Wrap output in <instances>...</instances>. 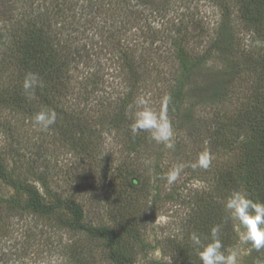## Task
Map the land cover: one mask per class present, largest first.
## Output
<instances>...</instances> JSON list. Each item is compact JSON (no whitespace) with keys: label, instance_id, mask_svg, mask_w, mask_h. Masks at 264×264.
<instances>
[{"label":"rangeland","instance_id":"1","mask_svg":"<svg viewBox=\"0 0 264 264\" xmlns=\"http://www.w3.org/2000/svg\"><path fill=\"white\" fill-rule=\"evenodd\" d=\"M104 1L90 2L97 5ZM154 1L161 2L168 8V14L164 19L152 13L151 19L154 27H157L155 43L152 44L153 37H150L155 34L154 32H147L148 36H139L135 39L139 55H145L147 51L151 52L145 56L147 64L153 68L154 73L160 72L161 76L149 82L145 89L138 92L137 97H146L149 105L159 111L161 99L167 94L165 90L168 83L166 82L171 79L175 71V62L172 59L166 61L163 58L169 55L168 49L164 50V47L170 38L168 34L172 25L183 21V25L189 31L188 39H191V46H199L198 51L202 53L224 18L230 16V20L236 25L238 21L234 0ZM47 6H49L48 0H0V156L8 169V175H12L15 180L19 179L36 185L46 203L53 202L55 196L77 201L82 205L85 221L90 225L116 229L117 221L129 222L128 227L134 226L135 237L125 236L124 247H120L133 259L134 264H202L197 255V249L190 240V235L195 232L204 243L206 239L196 229L200 215L190 214L192 205L188 200L193 191H201V188L208 184H210L208 188L212 189L213 178L203 175L210 170V167H216L221 162L225 166H230L235 157L229 152L224 154L216 152L218 150L206 148L211 145L208 140H204V143H195L192 137L194 134H199L201 130L209 133L210 128L207 126L213 125L217 108L198 103L209 97V89L222 82L223 75L219 69L222 67L223 55L212 57L188 82L185 107L190 106V112L180 113L179 117L169 116L174 129L173 143L181 144L180 147L186 149L188 157H180L178 163H174L176 159L169 157L170 154L174 155L173 149L171 150V147H167L164 143L156 142L147 132V138L142 141L138 152L143 165L142 178L135 176L136 178L119 179L115 173L112 174L114 177H111V174L107 177L106 168L104 167L103 171L94 168L92 166L94 160L87 155H94L102 149L104 157L110 156L111 161H108L107 167L115 168L118 160L126 156L124 150L122 151L117 144V139L125 140V135L123 136L121 131L115 133L108 132L106 129L101 130L99 140L102 141V148L98 149L101 146L87 147L90 154L77 155L71 153L70 148L61 145L54 131L55 124L47 130H42L33 122L35 115H29L21 108L14 106L19 104L20 101L17 98L25 91L23 83L26 72L19 63L18 56L23 54L19 45L24 43L34 29L42 27L41 21L46 18H50L52 23L50 27L53 30V39L51 40L61 51L65 52L63 49L72 43L79 48V50L74 49V53L77 54L76 60L80 63L77 66L73 65L67 72L70 83L65 93L67 100L65 103L69 102L67 105L72 106L76 111L78 108L89 110L91 106H104L113 98L118 99L124 92V84L120 86L123 78L113 77L114 72L118 74V68L114 70L117 63H111L110 60L117 62L119 60L117 57L112 58L114 48L108 44L112 38L105 37L102 40L98 35L101 32L93 37L94 32L87 27L79 28L76 32L74 24H69L71 29L69 27L61 29L57 23H61L62 20L67 23L71 20L72 13L66 12L64 16L51 11L46 14ZM111 7L115 11V5ZM116 8L118 9L116 12L120 11L114 14L117 18L126 16V13H123L126 8L121 10L124 8L122 4H118ZM137 9L136 13L132 14V24L127 25L131 26V30L127 35H121V32L116 31V39L132 40L134 33H138L140 27L145 25V19L151 13L142 12L141 14L139 12L144 8ZM34 18L37 22L35 25L32 24ZM41 32L43 33L42 30ZM236 33L243 48L242 42L248 43L251 38L239 27H236ZM107 35L113 37L112 31ZM91 42L103 44L100 43L101 45L99 44L91 51L96 55L91 56L90 65V62H86L79 56L84 54L83 48L88 49L91 46ZM144 47L145 53L141 51ZM157 48L159 53H156ZM58 53L61 55L60 52ZM262 58L263 54H260L259 60ZM243 77L248 78L250 75L244 74ZM99 79H103L106 83L101 84L103 81ZM250 83L254 87L257 82L250 79ZM244 88L245 81L240 77L230 88L232 101L224 103L219 108L220 115L227 110L230 112L241 110L252 102L249 99L250 94H243ZM200 90L202 91L199 96ZM82 92L89 95L90 104L87 106L85 96L81 95ZM134 107L138 110L136 104ZM192 113L195 116L194 119ZM138 135H141V132ZM114 136H117L116 140ZM204 148L211 154L212 161L210 167L202 169L206 171H201V167H194V165L199 155L204 152H200ZM197 152L200 154L198 155ZM130 154V158H133V153ZM159 164L164 168L169 166L167 171L175 165L182 164L184 167L179 178L169 184L166 178L155 179L153 173L155 167L160 166ZM187 170L195 171L192 174ZM144 175L148 188L139 184ZM209 180H211L210 183ZM130 182L138 186L135 188ZM111 183H113L110 195L112 203L109 205L105 200L108 193L105 195L104 189L108 188L109 191ZM43 184L46 188H43ZM209 192H212L213 196H218L214 188ZM4 200L10 202L11 206L8 204L2 207L5 211L10 209V213L0 212V216L5 214L0 217V264H112L101 243L91 240L85 234L60 228L54 217H40L35 214L27 207L29 199L25 192L16 191L11 184L0 179V201ZM14 202L19 203L17 209L12 207ZM161 216L166 219L160 221L158 218ZM231 220L233 228L228 232L230 235L226 242L228 244L224 248L225 254L227 255V250L236 249L238 264H264V249L257 251L251 247L250 243L241 241L239 233L244 230L243 226L239 225L238 221ZM187 252L189 261L184 262V255Z\"/></svg>","mask_w":264,"mask_h":264},{"label":"trees","instance_id":"2","mask_svg":"<svg viewBox=\"0 0 264 264\" xmlns=\"http://www.w3.org/2000/svg\"><path fill=\"white\" fill-rule=\"evenodd\" d=\"M48 1L49 6L45 7L46 14L51 11H55L57 15H64L66 12L72 13L71 20L67 23L65 20H60L61 23H57L61 29H68V27L71 29L72 27L69 24H74L76 32L79 28L85 29L87 27L94 32L93 37L101 32L98 35L102 40L105 37L112 38L111 41H108L109 46L114 48L113 57H111H117V60H119V62L110 60L111 63H117L114 70L118 68V74L114 72L113 77L119 79L118 76H120V78H123V83L121 82L120 86L124 84V92L118 99L112 97L113 100L107 102L104 106H91L89 110L78 108L76 111L73 110L72 106L67 105L69 102L65 103V93L70 87L67 72L73 65L77 66L80 63L76 60L77 54L74 53V49L79 50V48L72 43L63 49L65 52L61 51L57 44H54L51 40L53 39V30L50 27L52 23L50 18H46V20L41 21L43 26L38 27L37 30L34 29L31 35L27 36L24 43L19 45V47L21 46V53H23L18 56L19 63L24 67L26 75L34 73L38 76V83L33 89L29 90L32 93L31 95L29 92H22L17 98L20 101L19 104L14 106L21 108L29 115H36V113L49 109L55 110L57 118L54 123L56 126L54 131L59 141H61V145L70 148V152L77 155L90 154L87 147L101 146L98 149L102 148V141L99 140L101 130L106 129L108 132L115 133L121 131L123 136L125 135V140L117 139V144L122 151L124 150L126 156L118 160L119 162L115 168L107 167L108 161H111L110 156L104 157L102 149L94 155L87 156L94 160V163H92L94 168L99 170L106 168L107 177L115 173V176L119 179L142 178L143 165L139 158L141 155L138 152L142 141L147 138V132L139 131L133 134L131 131L134 113L137 111L134 105L138 98V92L145 89L146 85L154 81L156 77H160L161 73H154L153 68L147 64L145 56L151 52L147 51L145 53V47L141 50L145 55H139L135 38L139 36L146 37L148 36L147 32H154L153 36H149L153 37L152 44L155 43L154 37L157 35V27H154L151 16L152 13H156L160 18L161 16L163 19L166 18L168 14L167 6L162 5L161 2L156 3L154 0H103L102 4L97 5H93L90 2L92 0ZM234 3L237 10V25L230 20V16L224 18L217 26L214 37L208 40L206 49L202 50V53L198 51L199 46H191V39H188L189 31L183 25V21H179L170 28L168 34L170 38H168L167 45L164 47V50L168 49L167 54L169 55L163 57L166 61L172 59L175 62V71L171 79L166 82L168 83L165 90L166 95L171 96V102L168 105V116L179 117L180 113L190 112V106L185 107L188 82L199 73L212 57L223 55L222 67L219 69L223 75L222 82L209 89V97L198 103L217 108L212 122L213 125L209 124L207 126V128H210L209 133L199 130L200 133L194 134L192 138L195 143H204V140H208L211 145L206 148L213 151L218 150L216 152L224 154L229 152L235 158L234 162H231L232 165L229 164L230 166H225L221 162L216 167H210V170L203 175L213 178V182L208 181L213 183L212 189L208 188L210 186L208 184L202 187L201 191H193L188 202L192 205L190 214H193V216L200 215V221L196 224V229L202 237L205 236V242H210V230L219 225L220 239L224 248L228 244L226 243L230 235L228 232L233 228L231 225L232 220L224 208L226 198L233 191H241L255 202H264V0H234ZM118 4L124 6L121 10L126 8V11L123 12L126 13V16L118 17L119 19L114 15L120 12H116ZM112 5H115V11L112 10ZM65 6L68 7L65 8ZM138 7L144 8L143 11L140 9L139 13L141 14L142 12L151 13L146 17L145 25L140 27L138 33H134L132 40L116 39V31L121 32V35H127L131 30V26L128 27L127 25L132 24V14L136 13ZM36 23V18H34L32 24L35 25ZM236 27L241 28L251 38L248 43L242 42L243 48L236 33ZM111 31L113 37H108L107 33L109 34ZM102 42L100 43L103 44ZM100 43L94 44L91 42V46L88 49L83 48L84 54L79 57L84 58L91 65V56L96 55L92 54L91 51ZM158 48L155 49L157 50L156 53H159ZM68 51L70 53H67ZM260 54H263L261 60H259ZM160 60L162 61L161 58ZM90 68L92 67L90 66ZM244 74H249L250 77H243ZM240 77L245 81L243 94H250L252 97L250 96L249 99L252 102L241 110L232 112L227 110L220 115L218 113L219 108L224 103L232 101L230 88L234 86L236 80ZM250 79L257 82L254 87L251 85ZM99 80L103 81L101 84L106 83L103 79ZM107 80H109L108 77ZM84 94L85 92L81 93L83 97L85 96L87 106L90 104L88 102L89 95ZM192 118L194 119L195 116L193 115ZM140 132L141 135H138ZM120 136L122 137L121 134ZM116 138L117 136H114V140ZM180 146L181 144L176 145L173 143L171 147L174 155L170 154L169 157L176 159L174 163H178L180 157L188 155L186 149ZM206 148L200 152L206 151ZM200 152H197L198 155ZM130 153H133V158H130ZM168 168L169 166L166 168L161 167V165L156 166L153 173L155 179H165ZM202 169L201 167V171H206ZM194 171L187 170L192 174ZM12 178V175H8V169L0 156V179L11 184L16 191L25 192L29 199L28 209L40 217H54L60 228L85 234L91 240L101 243L108 260L112 264H134L133 259L120 247H124L125 236L135 237L134 226L132 225L133 228L131 225L128 227L129 222L117 221L116 229L90 225L85 221L84 209L77 201L55 196L53 202L46 203L36 185L22 182L19 179L15 180L13 178L12 180ZM112 184L109 186V191L108 188L104 189L105 195L108 193L105 200L109 205L112 203L110 199ZM130 184L135 188L138 186V184L131 182ZM139 184L142 187H149L145 175ZM42 186L46 188L44 184ZM213 188L218 196H213V193L209 192ZM8 204L11 206L10 202L8 203L5 200L1 202L0 212L10 213V209L5 211L2 208L3 205ZM12 207L17 209L19 203L14 202ZM184 257V262H188V252L185 253Z\"/></svg>","mask_w":264,"mask_h":264},{"label":"clouds","instance_id":"3","mask_svg":"<svg viewBox=\"0 0 264 264\" xmlns=\"http://www.w3.org/2000/svg\"><path fill=\"white\" fill-rule=\"evenodd\" d=\"M38 83V76L34 73L26 75L23 88L26 92L33 89ZM31 95L32 93L29 92ZM171 96L165 95L161 99L159 111L154 110L149 105L146 97H138L136 101L137 111L134 113V120L131 124V131L136 134L139 131H146L151 138L158 143H164L167 147L173 146L174 129L168 116V105ZM57 113L55 110H45L37 113L34 117V124L47 130L56 122ZM212 156L208 151H204L198 157L194 167L207 169L210 167ZM184 165H175L168 171L165 178L169 184L174 183L180 176ZM225 211L228 216L239 222L243 226V231L239 233L241 241L250 243L251 247L257 251L264 249V202H255L241 191H233L225 200ZM160 221L166 218L161 216ZM190 240L197 249V255L202 264H238V251L236 249L227 250L220 239V226L216 225L210 230V242L204 243L201 237L195 232L191 233Z\"/></svg>","mask_w":264,"mask_h":264}]
</instances>
